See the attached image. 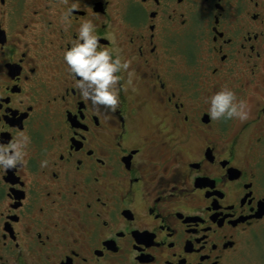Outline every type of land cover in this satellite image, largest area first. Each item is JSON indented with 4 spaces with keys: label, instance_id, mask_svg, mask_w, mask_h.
I'll return each mask as SVG.
<instances>
[{
    "label": "flooded vegetation",
    "instance_id": "obj_1",
    "mask_svg": "<svg viewBox=\"0 0 264 264\" xmlns=\"http://www.w3.org/2000/svg\"><path fill=\"white\" fill-rule=\"evenodd\" d=\"M85 19L128 61L115 111L63 61ZM225 86L246 120L209 117ZM21 132L0 264H234L264 229V0H0V141Z\"/></svg>",
    "mask_w": 264,
    "mask_h": 264
},
{
    "label": "clouds",
    "instance_id": "obj_2",
    "mask_svg": "<svg viewBox=\"0 0 264 264\" xmlns=\"http://www.w3.org/2000/svg\"><path fill=\"white\" fill-rule=\"evenodd\" d=\"M72 12V7L65 11L66 21ZM63 61L75 78V87L83 99L90 101L95 110L101 106L116 110L120 99L117 83L122 78L118 73L127 69L128 61L114 56L108 48L99 47L96 25L91 19L80 24L75 42L63 53ZM205 102L212 120L237 118L243 121L249 116L248 102L238 98L236 92L227 86L211 93ZM29 141V136L23 132L10 142L0 141V170L7 171L24 163ZM44 163L46 161L42 166Z\"/></svg>",
    "mask_w": 264,
    "mask_h": 264
},
{
    "label": "rangeland",
    "instance_id": "obj_3",
    "mask_svg": "<svg viewBox=\"0 0 264 264\" xmlns=\"http://www.w3.org/2000/svg\"><path fill=\"white\" fill-rule=\"evenodd\" d=\"M234 264H264V229L244 243Z\"/></svg>",
    "mask_w": 264,
    "mask_h": 264
}]
</instances>
